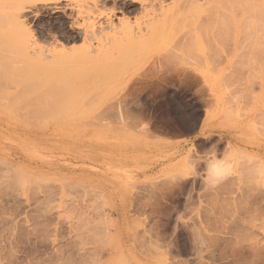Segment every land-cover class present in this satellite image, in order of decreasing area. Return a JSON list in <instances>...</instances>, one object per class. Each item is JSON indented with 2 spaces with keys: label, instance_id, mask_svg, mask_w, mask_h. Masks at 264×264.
Returning a JSON list of instances; mask_svg holds the SVG:
<instances>
[{
  "label": "rangeland",
  "instance_id": "1",
  "mask_svg": "<svg viewBox=\"0 0 264 264\" xmlns=\"http://www.w3.org/2000/svg\"><path fill=\"white\" fill-rule=\"evenodd\" d=\"M179 1L115 52L133 0H0V264H264V0Z\"/></svg>",
  "mask_w": 264,
  "mask_h": 264
},
{
  "label": "bare ground",
  "instance_id": "2",
  "mask_svg": "<svg viewBox=\"0 0 264 264\" xmlns=\"http://www.w3.org/2000/svg\"><path fill=\"white\" fill-rule=\"evenodd\" d=\"M38 1V0H37ZM39 1H44V2H59L60 0H39ZM98 0H94L95 3H98L97 2ZM137 3L140 4V7L143 8L144 12V16L143 18L145 17V19H138L136 18V21L135 23L133 24L131 22V20H128V17H127V20L125 19L122 23V25H120L121 27L117 28L116 26L113 27V33H110L106 31V33L102 32L101 30V34L103 36V38L105 39H108L107 42H109V39L111 40L110 43L108 44L109 47L111 48H114L116 49L115 52H118V50L120 49H124V48H128L130 46L133 47V44L134 46H139V45H142L146 42H148L149 40L153 39L156 37L157 34L159 33H162V32H166L167 29L169 28L168 25L170 26V23L174 20H175L179 17L178 20H180V18L182 16H184V13L183 12H180L179 9H180V5H179V0H177L178 2H175V4L169 6V7H166L165 6H162L160 5L158 8L156 7L157 4L156 2L154 1H150V0H133ZM155 1H158V0H155ZM162 3V2H161ZM163 4V3H162ZM96 5V4H95ZM133 4H131L132 6ZM193 5H199V2H197V0H194V4ZM148 6V7H147ZM150 6V7H149ZM149 8V9H147ZM132 10H135L134 8ZM160 10V11H159ZM103 11V10H102ZM100 11L101 13H99L100 15L103 14V12L105 11ZM82 10H80V14H82ZM139 12V11H138ZM141 12V11H140ZM89 13V12H87ZM92 13V12H91ZM98 13V12H97ZM107 13V12H106ZM142 13V12H141ZM90 14V13H89ZM106 15V14H105ZM110 15V14H109ZM112 15V14H111ZM96 18V17H95ZM141 18V17H140ZM176 18V19H175ZM177 20V21H178ZM91 22V21H90ZM110 23V22H108ZM120 23V24H121ZM84 24V23H83ZM174 24V23H173ZM95 21H93L90 26H84L83 28H85L84 30V34H85V37L86 38H96L100 45L101 48H106L107 47V43L105 44L104 43V39L101 37L98 38L96 37L97 33L96 31L98 30H95ZM109 25V24H108ZM113 26V24H111ZM172 26V24H171ZM170 26V28H171ZM174 26V25H173ZM97 27V26H96ZM102 27V26H101ZM145 28V33L143 32V29ZM102 29V28H101ZM111 30V29H110ZM171 30V29H169ZM27 31V30H26ZM31 31V30H30ZM98 32V31H97ZM28 33V32H27ZM140 33V34H139ZM31 35V34H30ZM31 37V36H30ZM33 39V38H32ZM85 39V38H84ZM35 40V39H34ZM32 40V41H34ZM86 40V39H85ZM35 43V42H34ZM129 44V45H127ZM132 44V45H130ZM35 45V44H34ZM111 45V46H110ZM87 46V45H86ZM124 48H121L123 47ZM41 48V47H39ZM50 48V47H49ZM90 48V46H89ZM109 48V49H111ZM87 49V48H86ZM108 49V47H107ZM118 49V50H117ZM129 49V48H128ZM35 50V49H34ZM38 50V49H37ZM47 50V49H46ZM55 50V49H54ZM65 50V49H64ZM85 50V49H84ZM89 52L90 49H88ZM42 51V50H41ZM49 51V50H48ZM67 51V50H66ZM95 51V50H94ZM98 51V50H97ZM102 51V50H100ZM105 51V50H104ZM60 52V51H59ZM61 52H64V51H61ZM111 52V51H110ZM121 52L122 54V51H119ZM39 53V52H38ZM50 53V52H49ZM54 53V52H53ZM58 53V52H57ZM65 53V52H64ZM88 53V52H87ZM42 54V53H40ZM44 54V53H43ZM47 54V53H46ZM51 54V53H50ZM101 54V53H100ZM108 54V53H107ZM110 54V53H109ZM119 54V53H118ZM53 55V54H52ZM105 55V53H104ZM91 56L93 55H90L89 57L91 58ZM96 56V55H95ZM100 56V55H99ZM102 56V55H101ZM122 56V55H121ZM44 57V56H43ZM44 59V58H42ZM93 59V58H92ZM97 60V59H96Z\"/></svg>",
  "mask_w": 264,
  "mask_h": 264
},
{
  "label": "clouds",
  "instance_id": "3",
  "mask_svg": "<svg viewBox=\"0 0 264 264\" xmlns=\"http://www.w3.org/2000/svg\"><path fill=\"white\" fill-rule=\"evenodd\" d=\"M212 146L202 153L197 154L195 162L189 161L188 167L194 174L193 179L199 180L204 189L217 187L222 181L233 175L237 164V159L230 150L218 154L217 151L211 150ZM203 165L202 174L197 168Z\"/></svg>",
  "mask_w": 264,
  "mask_h": 264
},
{
  "label": "crops",
  "instance_id": "4",
  "mask_svg": "<svg viewBox=\"0 0 264 264\" xmlns=\"http://www.w3.org/2000/svg\"><path fill=\"white\" fill-rule=\"evenodd\" d=\"M190 139H192V137H190V138H177L175 140L174 144L177 146H182V145H184L185 141L190 140Z\"/></svg>",
  "mask_w": 264,
  "mask_h": 264
}]
</instances>
